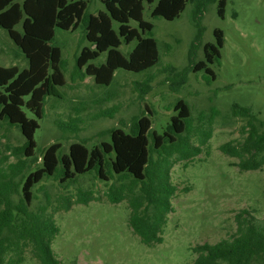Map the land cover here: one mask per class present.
<instances>
[{
	"label": "trees",
	"instance_id": "obj_1",
	"mask_svg": "<svg viewBox=\"0 0 264 264\" xmlns=\"http://www.w3.org/2000/svg\"><path fill=\"white\" fill-rule=\"evenodd\" d=\"M106 11L89 13L92 0H0V28L21 49L29 68L0 66V120L18 127L25 143L7 145L0 159V264H24L30 249L39 264H61L53 244L60 230L55 216L46 205L32 209L34 189L45 178L54 177L61 184H71L81 175H95L111 182L107 193L112 204L128 202L129 225L141 242L153 248L165 242V228L175 212L173 198L178 191L171 182L176 162H192L203 153L213 137L217 110L201 128H195L191 107L179 100L176 113L163 135L151 132L149 118L134 119L130 132L111 130V141L90 150L85 143H75L68 155H60V144L52 145L44 154L43 166L34 169L39 121L45 117L48 98L61 99L58 88L67 84L62 51L52 45L56 29L75 32L84 29L90 47H84L76 59L73 80L94 78L101 87L110 86L118 70L142 73L160 61L154 25L144 19L147 6L153 18L174 21L192 4L197 36L190 50V67L186 72H205L204 81L211 86L217 75L212 66L220 65L225 45L222 30L215 31V44H206L205 61L197 63V52L203 45V18L212 4H218V15L224 19L227 0H100ZM22 24V32L16 27ZM118 27L116 28V25ZM137 41L132 52H121L123 45ZM103 54L105 63L96 65ZM173 70L166 67V71ZM186 74V73H185ZM152 79L144 82L143 94L151 90ZM118 108L101 112L94 119L111 118ZM32 115L33 117H30ZM231 115L247 120L242 127L243 142H228L220 147L225 155L239 159L241 171H258L264 167V121L246 107L233 105ZM202 121V119L200 120ZM58 125L74 133L80 131L79 120ZM198 138L199 144L194 143ZM11 158L16 161L12 162ZM33 163V164H32ZM117 177V180L115 178ZM92 192H80L77 204L88 205ZM73 202L66 200L59 210L69 211ZM238 229L231 239L194 248L193 264H264V221L244 210L236 216Z\"/></svg>",
	"mask_w": 264,
	"mask_h": 264
},
{
	"label": "rangeland",
	"instance_id": "obj_2",
	"mask_svg": "<svg viewBox=\"0 0 264 264\" xmlns=\"http://www.w3.org/2000/svg\"><path fill=\"white\" fill-rule=\"evenodd\" d=\"M193 10L188 4L179 18L167 21L153 18L147 6L144 19L154 25L161 61L142 73L118 70L108 87L98 86L92 77L73 80L77 56L84 47H90L83 27L75 32L56 29L52 45L62 51L67 84L58 88L61 99L50 97L45 103L46 114L35 136L38 161L32 163L34 169L42 168L44 154L52 145H61V156L68 155L75 143H85L92 150L111 141V130L129 133L135 118H149L151 132L163 135L179 100L191 107L195 128L207 127L213 110L219 112L213 137L203 153L192 162H176L171 171V182L178 191L172 201L175 212L169 216L161 245L150 248L141 242L129 225L128 202L112 204L108 200L111 182L88 174L78 176L71 184H61L54 176L37 185L32 209L46 205L47 195L50 197L49 212L60 230L53 250L61 264H193L195 247L217 244L235 235L236 216L242 211L264 221V167L243 172L236 166L239 159L220 150L223 144L243 142L245 138L241 131L247 120L231 115L233 105L248 108L264 121V0H227L224 19L218 15V4L208 7L197 63L206 59L204 46L216 43V30H222L225 36L221 64L212 66L217 79L211 86L203 79L205 72H186L197 36ZM88 11L95 14L106 8L100 0H92ZM16 30L22 32V24ZM137 43L123 45L121 52L129 54ZM106 59L107 54H103L93 63L101 65ZM0 66L29 68L21 49L2 28ZM168 66L173 70L166 71ZM149 79L151 90L143 94V84ZM115 108L118 113L113 119H94ZM72 120L81 121L78 133L58 125H70ZM24 143L18 127L0 120V159L9 154L8 144L19 147ZM194 143L199 144L197 137ZM80 192H92L95 199L88 205L77 204ZM66 200L73 202L72 208L60 211ZM24 264H39L30 249Z\"/></svg>",
	"mask_w": 264,
	"mask_h": 264
},
{
	"label": "crops",
	"instance_id": "obj_3",
	"mask_svg": "<svg viewBox=\"0 0 264 264\" xmlns=\"http://www.w3.org/2000/svg\"><path fill=\"white\" fill-rule=\"evenodd\" d=\"M98 13H99V12H98ZM98 13H95V15L98 14Z\"/></svg>",
	"mask_w": 264,
	"mask_h": 264
}]
</instances>
